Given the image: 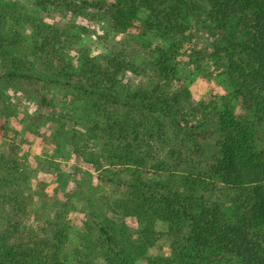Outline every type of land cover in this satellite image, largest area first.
Here are the masks:
<instances>
[{
	"label": "trees",
	"instance_id": "trees-1",
	"mask_svg": "<svg viewBox=\"0 0 264 264\" xmlns=\"http://www.w3.org/2000/svg\"><path fill=\"white\" fill-rule=\"evenodd\" d=\"M32 2L43 12L51 7L73 16L98 10L88 0ZM111 13L112 30L125 33L137 26L163 44L150 45L158 75L151 88L118 96V77L125 71L117 59L140 54L137 46L115 51V73L96 58L88 59L81 71L87 82L81 88L100 98L95 100L96 126L104 128L109 134L106 142L116 143L124 155L117 165L131 166L126 171L135 178L136 194L113 208L110 221L126 226V218H135L144 229L131 239L144 244L157 236L153 229L157 220L166 222L173 263L264 264V146L259 144L264 140V0H116ZM200 15L207 24L206 45L192 58L195 63L208 59L206 73L226 76L232 91L220 97L213 117L208 114V120L198 125L190 122L196 106L178 76L177 60L188 43V19ZM35 23L41 40L38 52L45 53L50 40L43 26ZM2 55L9 52L3 54L0 48ZM22 63L13 60L3 74L32 80L15 69ZM183 127L190 133L180 137ZM209 130H215L219 139L216 154L207 158L202 143ZM141 171L155 178H142ZM99 230L104 236L101 246L115 253L106 257L107 264H135L116 231L111 233V227L102 224ZM0 264L64 263L57 256L22 254L0 237Z\"/></svg>",
	"mask_w": 264,
	"mask_h": 264
},
{
	"label": "rangeland",
	"instance_id": "rangeland-1",
	"mask_svg": "<svg viewBox=\"0 0 264 264\" xmlns=\"http://www.w3.org/2000/svg\"><path fill=\"white\" fill-rule=\"evenodd\" d=\"M32 1L0 0V48L3 54L9 52L0 56V237L22 254L57 256L64 264H107L106 257L115 253L101 246L102 224L126 242L135 264H182L173 263L166 222L157 220L153 226L157 236L144 244L131 239L144 229L135 218H126V226L110 221L113 208L136 194L135 178L126 171L131 166L117 165L124 155L116 143L106 142L109 134L104 128L96 126L100 98L81 88L87 83L81 74L86 61L96 58L115 73L112 59L121 46H137L140 54L118 57L125 71L118 77V96L153 87L158 75L151 46L163 41L137 26L125 33L112 30L116 0H88L98 10L76 16L51 7L43 12ZM204 19L201 15L188 19V43L177 60L178 76L196 106L190 122L198 125L208 120V114L213 117L220 97L232 91L226 76L206 73L208 59L195 63L192 58L206 45ZM35 22L50 40L45 53L38 52L41 40ZM15 59L23 61L15 69L32 80L3 74ZM209 124L214 128L213 122ZM183 129L180 137L190 133ZM209 131L202 143L207 158L216 154L219 139L215 130ZM259 144L264 146V140ZM142 178L155 176L147 172Z\"/></svg>",
	"mask_w": 264,
	"mask_h": 264
}]
</instances>
